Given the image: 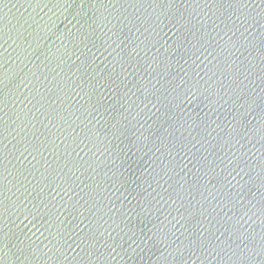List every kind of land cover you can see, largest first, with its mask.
Instances as JSON below:
<instances>
[{"label": "water", "instance_id": "obj_1", "mask_svg": "<svg viewBox=\"0 0 264 264\" xmlns=\"http://www.w3.org/2000/svg\"><path fill=\"white\" fill-rule=\"evenodd\" d=\"M0 264H264V0H0Z\"/></svg>", "mask_w": 264, "mask_h": 264}]
</instances>
